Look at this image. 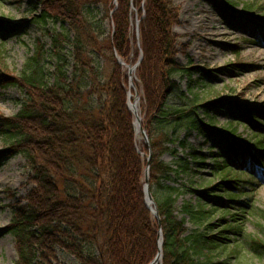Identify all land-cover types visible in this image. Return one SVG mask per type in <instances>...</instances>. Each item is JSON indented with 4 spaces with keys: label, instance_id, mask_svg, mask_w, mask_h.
Masks as SVG:
<instances>
[{
    "label": "trees",
    "instance_id": "16d2710c",
    "mask_svg": "<svg viewBox=\"0 0 264 264\" xmlns=\"http://www.w3.org/2000/svg\"><path fill=\"white\" fill-rule=\"evenodd\" d=\"M38 4L37 22L61 25L51 34L54 70L45 68L49 50L39 41L16 75L5 70L0 53V87H16L25 94L17 113L0 114V137L8 141L6 152L24 158L34 185L25 203L13 206L5 227L14 239V264H68L59 261V254L71 258L69 264H149L158 251L157 221L144 202L146 161L137 148L145 154L148 150L135 138L127 107V77L115 54L126 64L142 56L134 83L140 91L142 125L151 151L149 189L161 222L160 264H244L242 239L264 256V241L247 240L244 232L243 214L253 212L252 201L245 209L225 203L244 195L242 183L247 180L219 160V152L207 155L187 141L190 132L207 137V123H214L212 112L223 100H200L192 86L210 82L211 71L203 70L195 85L190 81L195 66L177 60L179 42L173 28L179 23V5L171 0H41ZM100 9L111 25L106 42L98 40L101 30L94 13ZM66 47H71L70 57L63 53ZM90 50L110 62L102 84L88 57ZM69 62L72 68L66 75ZM178 75L190 79L183 108L169 105L171 95L180 89ZM246 111L253 116L249 108ZM227 123V131L234 134L238 121ZM251 126L263 128L259 120ZM254 145L248 155L261 164L258 151L264 150V137L256 138ZM164 155L173 162H165ZM207 158L218 183L201 179L196 202L184 201L177 208L179 196L193 191L186 183H194L193 175ZM181 178L186 181L178 185ZM219 195L225 201L218 202ZM235 208L243 212L242 218ZM260 215L264 219V213Z\"/></svg>",
    "mask_w": 264,
    "mask_h": 264
},
{
    "label": "rangeland",
    "instance_id": "374dc122",
    "mask_svg": "<svg viewBox=\"0 0 264 264\" xmlns=\"http://www.w3.org/2000/svg\"><path fill=\"white\" fill-rule=\"evenodd\" d=\"M41 0H0V53L6 65V71L16 75L22 71L25 60L32 55L36 42L39 41L44 49L49 50L44 59L45 68L52 72L56 65L54 50L50 48L51 34L61 29V25L49 21L44 26L35 20L34 15L40 11ZM179 5V23L173 28L178 35L177 60L182 65H193L191 80L186 75L176 77L180 89L169 99L170 106L183 108L184 97L189 98L188 85L191 81L195 84L198 77L203 75V70H210L213 77L210 82L196 83L193 93L199 95L201 100L219 98L223 104L213 112L214 123H207V137L190 132L187 138L193 146L198 147L207 155L209 152H219V160L225 162L233 169L241 172L247 182L242 183L244 195L234 201L226 199V204L247 208L249 199L252 201L253 212L243 214L236 209L237 216L243 217L244 232L250 238H259L264 241V150L259 149L261 164L252 162L248 150L256 148V138L264 137V0H171ZM251 6L250 8L247 6ZM101 32L98 40L106 42L111 25L103 11L94 13ZM183 50V52H182ZM66 47L63 51L67 57ZM95 67H97V81L102 84L110 70V62L101 53L89 51ZM190 61V63H188ZM136 60L131 62V66ZM72 62L66 66V75L70 74ZM3 80L5 74L2 72ZM7 74V72H6ZM127 74V70L125 71ZM135 82V70L132 73ZM190 80V81H189ZM128 81V79H127ZM195 84V85H196ZM135 89L140 95L136 85ZM184 93V95H183ZM132 95L134 90L132 89ZM25 98L23 91L16 87H0V114L12 116L18 112ZM133 101V97H132ZM139 101V111L141 96ZM253 112V116L246 109ZM142 117V115H141ZM203 117V116H201ZM228 120L238 121L236 131L231 135L227 131ZM255 120L263 128L252 124ZM252 129L257 131L254 134ZM237 136V138H233ZM183 137V130L180 131ZM138 145L142 141L141 133L136 135ZM8 141L0 137V264H14L16 259L14 239L5 231L8 225L12 208L16 204H24L27 193L32 189L33 182L30 177L31 170L27 167L20 154L6 152ZM140 147V146H139ZM232 148L238 156L233 153ZM182 156V155H181ZM162 159L172 163V157L164 155ZM205 166L194 174V181L186 185L193 191H186L179 196L176 207L179 208L184 201L196 202L201 185L198 182L205 179L207 183L216 184L219 177L212 176V161L205 160ZM186 179L181 178L177 184ZM195 189V190H194ZM213 197L209 196V199ZM218 202L225 201L224 195H219ZM243 214V216H242ZM178 218L182 217L177 213ZM192 228L190 223H186ZM245 239L240 240L241 255L244 264H264V256L251 250ZM61 262L71 263V258L59 254ZM230 263H233L231 259Z\"/></svg>",
    "mask_w": 264,
    "mask_h": 264
},
{
    "label": "water",
    "instance_id": "95a60500",
    "mask_svg": "<svg viewBox=\"0 0 264 264\" xmlns=\"http://www.w3.org/2000/svg\"><path fill=\"white\" fill-rule=\"evenodd\" d=\"M115 58L117 60V62L119 64H122L124 65V63L118 58L117 54H115ZM141 60V55L137 61V63L131 67L129 65H127V69H128V73H127V76L128 78L130 79L131 77V71L132 69H134L138 63L140 62ZM129 87H131V83L129 84ZM129 91H127V104H128V107L130 109V111L132 112L133 116H134V122H133V127H134V131L136 132L135 130V120H138L139 118L137 117V114L131 110L130 108V102H129ZM139 98V94L137 92H135V95H134V100L138 99ZM139 129H140V133L142 135V140L144 141L145 143V146L147 147V150H148V153L146 154V164H145V168H144V173H143V194H144V201H145V204L147 206V208L150 210L151 214L154 216V218L156 219L157 221V226H158V230H157V245H158V251H157V254L155 256V258L149 263V264H153L155 263L158 259H161V222H160V217H159V213H158V210H157V206H156V203L151 195V192L149 190V164H150V157H151V151H150V146H149V140H148V136L146 134V131L144 129V127L139 124ZM152 204L153 206V209L151 208V206L149 204ZM160 240V242H159Z\"/></svg>",
    "mask_w": 264,
    "mask_h": 264
},
{
    "label": "bare ground",
    "instance_id": "6f19581e",
    "mask_svg": "<svg viewBox=\"0 0 264 264\" xmlns=\"http://www.w3.org/2000/svg\"><path fill=\"white\" fill-rule=\"evenodd\" d=\"M123 70L124 71L127 70L126 66H123ZM133 72H134V69H132V71H131L130 81L132 83V86L135 88L134 82H133L134 81L133 80L134 79V76L132 75ZM132 97H134V96L132 95V89H131V90H129V97H128L129 98V102H130V108H131L132 111H134L137 114V117L139 118L138 120H135V130H136V135H137L138 133H140L139 124L141 123V115H140V111H139V101H138V99L137 100L135 99L134 101H132ZM149 205L153 209L152 204H149ZM159 242H160V240H159ZM159 262H160V259H158L153 264H159Z\"/></svg>",
    "mask_w": 264,
    "mask_h": 264
}]
</instances>
